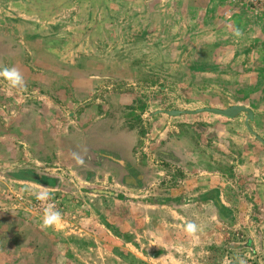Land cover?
Returning <instances> with one entry per match:
<instances>
[{
	"label": "rangeland",
	"instance_id": "obj_1",
	"mask_svg": "<svg viewBox=\"0 0 264 264\" xmlns=\"http://www.w3.org/2000/svg\"><path fill=\"white\" fill-rule=\"evenodd\" d=\"M260 14L0 0V70L26 85L0 77V264H264V143L245 114L161 112L247 107L264 138Z\"/></svg>",
	"mask_w": 264,
	"mask_h": 264
},
{
	"label": "clouds",
	"instance_id": "obj_2",
	"mask_svg": "<svg viewBox=\"0 0 264 264\" xmlns=\"http://www.w3.org/2000/svg\"><path fill=\"white\" fill-rule=\"evenodd\" d=\"M241 34L242 33L240 32L239 29H237L234 32L235 36H240ZM0 77H3L5 80H7L10 86L14 88H24L26 86L23 74L15 67L12 68L5 67L2 70H0ZM73 157L74 159H76L78 164L82 165L84 163L83 157H81L79 154L73 153ZM35 195H36V199L42 202L51 199V194L47 191H41L36 193ZM61 218H62L61 212L58 209H56L53 204H48L44 208L42 223L46 227L55 226L57 223L60 222ZM195 228H196L195 225L189 224L187 230L189 232H193L195 231ZM240 264H246V262L243 259H241Z\"/></svg>",
	"mask_w": 264,
	"mask_h": 264
},
{
	"label": "water",
	"instance_id": "obj_3",
	"mask_svg": "<svg viewBox=\"0 0 264 264\" xmlns=\"http://www.w3.org/2000/svg\"><path fill=\"white\" fill-rule=\"evenodd\" d=\"M202 111H208V112H212L215 114H219L228 118H233L238 116L241 113H244L246 116V126L247 129L259 140H261L264 143V138L261 137L258 133H255V131L252 129V127L250 126V119L253 118L254 114L253 112L247 108V107H243V106H239V105H235V106H231L228 107L226 109H217V108H210V107H205V108H200L196 111H180V110H168V111H161V112H165L168 116H178L180 114H196L198 112H202ZM160 112V111H158Z\"/></svg>",
	"mask_w": 264,
	"mask_h": 264
},
{
	"label": "crops",
	"instance_id": "obj_4",
	"mask_svg": "<svg viewBox=\"0 0 264 264\" xmlns=\"http://www.w3.org/2000/svg\"><path fill=\"white\" fill-rule=\"evenodd\" d=\"M210 1V0H209ZM224 1H229V0H224ZM231 1V0H230ZM232 1H234L235 2V0H232ZM238 2L239 1H241V3H243V4H246L245 2H244V0H237ZM247 6H250V5H248V4H246ZM248 12H249V10H248ZM261 14V16H259V17H253V19H252V23H253V21L255 20V21H257V23L253 26L254 28H257V27H259V26H264V14L262 13V12H260ZM252 27V26H251ZM254 30H256L257 32H258V35L259 36H261V37H263V35L262 34H264V30H258V29H254Z\"/></svg>",
	"mask_w": 264,
	"mask_h": 264
},
{
	"label": "built area",
	"instance_id": "obj_5",
	"mask_svg": "<svg viewBox=\"0 0 264 264\" xmlns=\"http://www.w3.org/2000/svg\"><path fill=\"white\" fill-rule=\"evenodd\" d=\"M244 2L264 14V0H244Z\"/></svg>",
	"mask_w": 264,
	"mask_h": 264
}]
</instances>
